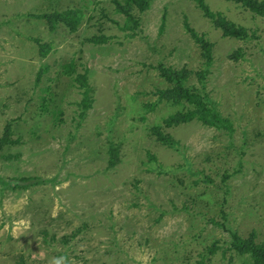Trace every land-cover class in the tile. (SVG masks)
Segmentation results:
<instances>
[{
    "label": "rangeland",
    "instance_id": "1",
    "mask_svg": "<svg viewBox=\"0 0 264 264\" xmlns=\"http://www.w3.org/2000/svg\"><path fill=\"white\" fill-rule=\"evenodd\" d=\"M127 2L0 0V200L27 198L0 214V264H252L243 241L264 243V14L149 0L130 19ZM65 11L74 31L49 18ZM160 68L205 109L168 99Z\"/></svg>",
    "mask_w": 264,
    "mask_h": 264
},
{
    "label": "trees",
    "instance_id": "2",
    "mask_svg": "<svg viewBox=\"0 0 264 264\" xmlns=\"http://www.w3.org/2000/svg\"><path fill=\"white\" fill-rule=\"evenodd\" d=\"M243 6L248 7L250 10L259 13L264 14V1L259 0H233ZM132 3L134 7L138 11H143L148 7L149 0H128V2L124 5H121L120 3L117 4V10L121 13H123L126 17L130 19H134L133 14L131 13V5ZM202 8L205 10V13L207 16L213 19L215 25L219 26L223 30L224 35L228 36H244V30L239 29L235 27L232 23L228 22L227 20L223 19L224 17L221 14H213L208 11V9L202 5ZM73 11H65L63 13H53L49 16L51 17H57L58 20H60L63 24H65L69 30L74 31L76 29V26L78 24V17ZM71 17H75L74 21L71 20ZM48 20V19H47ZM50 27H54L53 23L50 22ZM201 46L205 52L208 53V46L207 43L204 41H201ZM44 53H42V56ZM160 74L161 76L168 81L169 83H173L174 87V94L172 97L171 95H167L166 97L168 99H175L174 101H180L181 99H187L188 101L194 103L196 106H203L202 102L198 98H193V96L189 93V91L184 87V81L187 78L186 71H176L169 68H160ZM169 92V91H168ZM166 91V94L168 93ZM203 110L205 107L203 106ZM204 115V114H203ZM190 118V113H177L170 117V119L167 121L168 124H171L172 122L178 123L186 121ZM7 135V134H6ZM31 182V179L29 177L16 179V178H10L7 179L6 185L10 188H17L18 186H27ZM244 243V249L241 250L239 247L238 249L242 252H250L252 255V264H264V243H258L255 242L253 239L249 238L243 241ZM237 246V245H236Z\"/></svg>",
    "mask_w": 264,
    "mask_h": 264
},
{
    "label": "clouds",
    "instance_id": "3",
    "mask_svg": "<svg viewBox=\"0 0 264 264\" xmlns=\"http://www.w3.org/2000/svg\"><path fill=\"white\" fill-rule=\"evenodd\" d=\"M0 188V192H2ZM27 203L26 197L17 198L15 201L9 200H0V214L14 216L15 213L20 209V207ZM30 227L29 221L25 218H18L11 223L2 224L4 231H10L14 237H17L28 231ZM137 261H140L143 264L146 259L142 255H137L134 257ZM48 264H66V258L64 255L53 256L49 260Z\"/></svg>",
    "mask_w": 264,
    "mask_h": 264
}]
</instances>
